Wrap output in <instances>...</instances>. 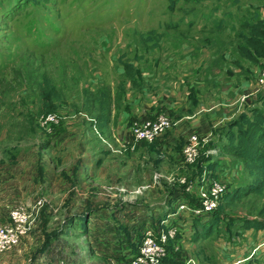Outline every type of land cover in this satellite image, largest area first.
<instances>
[{
  "label": "rangeland",
  "instance_id": "1",
  "mask_svg": "<svg viewBox=\"0 0 264 264\" xmlns=\"http://www.w3.org/2000/svg\"><path fill=\"white\" fill-rule=\"evenodd\" d=\"M259 20L264 0H0V223L35 219L0 264H264V169L231 146L264 119V59L238 52Z\"/></svg>",
  "mask_w": 264,
  "mask_h": 264
},
{
  "label": "trees",
  "instance_id": "2",
  "mask_svg": "<svg viewBox=\"0 0 264 264\" xmlns=\"http://www.w3.org/2000/svg\"><path fill=\"white\" fill-rule=\"evenodd\" d=\"M238 52L242 58L252 64H259L261 60L264 59L263 20H259L248 27V31L243 38V44L238 47ZM262 97H264V92H262ZM54 110L55 109L46 112H54ZM261 117L260 119L254 118L252 120H246L247 117H244V120L237 122V132H235L233 136L231 135L233 138L231 146L236 147V152L241 151L238 155L252 164L257 170L264 169V119ZM235 142L238 143L235 144ZM260 172L261 175L264 176V171ZM223 199L225 201L228 198L225 196ZM228 205H232V202H229ZM214 213L216 216L217 213ZM219 221L220 220H217L215 217L214 221L211 222L209 226L210 229L201 228L202 235L209 237L213 234V231L217 226L216 222L219 223ZM245 226L247 229H264V224L258 222H248Z\"/></svg>",
  "mask_w": 264,
  "mask_h": 264
},
{
  "label": "built area",
  "instance_id": "3",
  "mask_svg": "<svg viewBox=\"0 0 264 264\" xmlns=\"http://www.w3.org/2000/svg\"><path fill=\"white\" fill-rule=\"evenodd\" d=\"M264 71V70H263ZM264 81H261L263 83ZM56 117L50 116V120ZM169 113L158 116V120L148 118L145 121L134 124L129 128V137L137 141L155 142L161 138L172 124ZM223 189H215L211 198H206L202 207L194 210V214L198 217H208L217 207V200L223 195ZM26 208H16L11 210L9 221L0 223V253H5L17 247L22 239L33 228L35 219ZM203 217V218H204Z\"/></svg>",
  "mask_w": 264,
  "mask_h": 264
},
{
  "label": "crops",
  "instance_id": "4",
  "mask_svg": "<svg viewBox=\"0 0 264 264\" xmlns=\"http://www.w3.org/2000/svg\"><path fill=\"white\" fill-rule=\"evenodd\" d=\"M171 143L170 142H167L166 141V145H170ZM10 167H12V166H10ZM10 213H11V210L9 211V215H10ZM9 219V218H8ZM5 222V221H4Z\"/></svg>",
  "mask_w": 264,
  "mask_h": 264
}]
</instances>
